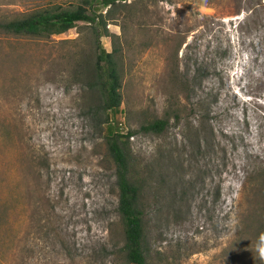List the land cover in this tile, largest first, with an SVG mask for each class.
Here are the masks:
<instances>
[{"label": "rangeland", "instance_id": "obj_1", "mask_svg": "<svg viewBox=\"0 0 264 264\" xmlns=\"http://www.w3.org/2000/svg\"><path fill=\"white\" fill-rule=\"evenodd\" d=\"M84 2L123 64L112 121L134 133L148 264H264V0H118L110 13L101 0H0V22ZM94 28L0 33V264H127L83 65ZM159 119L163 134L140 130Z\"/></svg>", "mask_w": 264, "mask_h": 264}, {"label": "trees", "instance_id": "obj_2", "mask_svg": "<svg viewBox=\"0 0 264 264\" xmlns=\"http://www.w3.org/2000/svg\"><path fill=\"white\" fill-rule=\"evenodd\" d=\"M118 0H101L105 8L116 5ZM127 1V0H119ZM90 2H84L70 8L62 6H46L7 22H0V33L17 37L51 39L53 36L67 34L77 24L90 23L95 26L96 37L94 48L85 54L86 82L89 89L97 96V106L93 109L95 118L107 125V146L112 162L116 167V185L119 191V207L124 229V245L120 249L127 264H148L145 249L146 225L142 196L145 190L134 173L135 160L130 149V139L134 133L123 134L112 121L113 117L122 114L123 103V64L120 52L114 49L107 52L100 44V29L103 26V16ZM82 73V72H81ZM82 76L84 74L82 73ZM102 115H105L104 120ZM168 127V120H154L141 126L145 134H163ZM257 179L264 180V170L257 174ZM260 225L256 231V239L264 246V223L258 218Z\"/></svg>", "mask_w": 264, "mask_h": 264}, {"label": "clouds", "instance_id": "obj_3", "mask_svg": "<svg viewBox=\"0 0 264 264\" xmlns=\"http://www.w3.org/2000/svg\"><path fill=\"white\" fill-rule=\"evenodd\" d=\"M261 259H264V249H261Z\"/></svg>", "mask_w": 264, "mask_h": 264}]
</instances>
